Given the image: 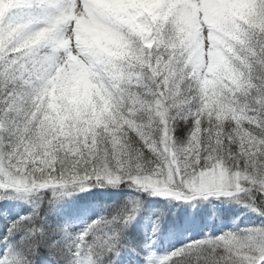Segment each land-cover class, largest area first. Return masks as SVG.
<instances>
[{"label": "snow or ice", "instance_id": "obj_1", "mask_svg": "<svg viewBox=\"0 0 264 264\" xmlns=\"http://www.w3.org/2000/svg\"><path fill=\"white\" fill-rule=\"evenodd\" d=\"M0 264H264V0H0Z\"/></svg>", "mask_w": 264, "mask_h": 264}]
</instances>
